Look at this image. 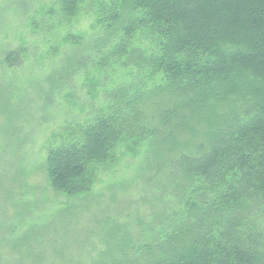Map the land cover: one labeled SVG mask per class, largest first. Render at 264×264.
Returning a JSON list of instances; mask_svg holds the SVG:
<instances>
[{"label":"trees","instance_id":"obj_1","mask_svg":"<svg viewBox=\"0 0 264 264\" xmlns=\"http://www.w3.org/2000/svg\"><path fill=\"white\" fill-rule=\"evenodd\" d=\"M84 1L63 0V10L72 16ZM98 7L110 31L123 32L111 54L150 77L161 73L163 84L136 94L115 87L106 111L49 147L47 181L67 196L87 195L121 145L134 151L148 136L170 156H163L174 173L170 195L181 209L145 241L115 228L93 263L264 264V0ZM139 34L158 51L135 46ZM22 51H9L5 62ZM109 63L104 56L99 66ZM37 263L52 264L44 255Z\"/></svg>","mask_w":264,"mask_h":264},{"label":"rangeland","instance_id":"obj_2","mask_svg":"<svg viewBox=\"0 0 264 264\" xmlns=\"http://www.w3.org/2000/svg\"><path fill=\"white\" fill-rule=\"evenodd\" d=\"M62 1L0 0V264L19 256L42 264L41 255L94 264L115 228L145 241L181 209L170 195L169 155L148 136L134 151L121 145L87 195L67 196L47 181L49 147L106 111L115 87L136 94L163 84L161 73L150 77L111 54L123 32L100 20L102 0H85L72 16ZM134 45L159 48L140 34ZM17 48L20 56L6 63ZM104 56L110 63L100 67Z\"/></svg>","mask_w":264,"mask_h":264}]
</instances>
